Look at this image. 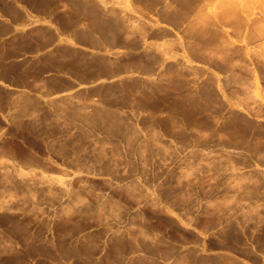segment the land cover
Instances as JSON below:
<instances>
[{
    "label": "rangeland",
    "instance_id": "rangeland-1",
    "mask_svg": "<svg viewBox=\"0 0 264 264\" xmlns=\"http://www.w3.org/2000/svg\"><path fill=\"white\" fill-rule=\"evenodd\" d=\"M93 7L184 37L160 78L150 50L78 99L0 94V264H264V0Z\"/></svg>",
    "mask_w": 264,
    "mask_h": 264
},
{
    "label": "crops",
    "instance_id": "crops-1",
    "mask_svg": "<svg viewBox=\"0 0 264 264\" xmlns=\"http://www.w3.org/2000/svg\"><path fill=\"white\" fill-rule=\"evenodd\" d=\"M3 1L21 14H0V94L14 101L78 99L102 85L144 77L137 65L125 66L122 58L150 50L159 55L151 76L160 78L174 35L184 37V26L178 32L164 25L161 32L148 31L144 44L139 32L125 28L123 13L110 16L99 7L94 23L93 0H62L45 16L20 0Z\"/></svg>",
    "mask_w": 264,
    "mask_h": 264
}]
</instances>
